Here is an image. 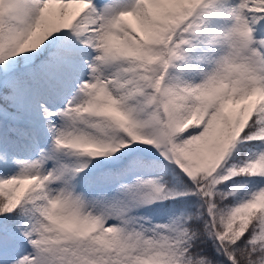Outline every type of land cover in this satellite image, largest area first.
Here are the masks:
<instances>
[{
	"label": "snow or ice",
	"instance_id": "snow-or-ice-1",
	"mask_svg": "<svg viewBox=\"0 0 264 264\" xmlns=\"http://www.w3.org/2000/svg\"><path fill=\"white\" fill-rule=\"evenodd\" d=\"M0 264H264V0H0Z\"/></svg>",
	"mask_w": 264,
	"mask_h": 264
}]
</instances>
